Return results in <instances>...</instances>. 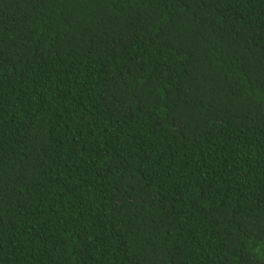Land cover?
I'll use <instances>...</instances> for the list:
<instances>
[{
  "label": "trees",
  "instance_id": "trees-1",
  "mask_svg": "<svg viewBox=\"0 0 264 264\" xmlns=\"http://www.w3.org/2000/svg\"><path fill=\"white\" fill-rule=\"evenodd\" d=\"M0 264H264V0H0Z\"/></svg>",
  "mask_w": 264,
  "mask_h": 264
}]
</instances>
